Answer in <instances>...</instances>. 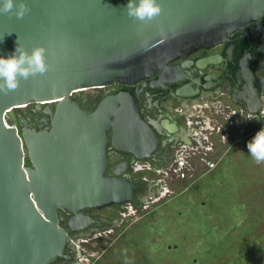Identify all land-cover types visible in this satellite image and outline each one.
I'll return each instance as SVG.
<instances>
[{
  "label": "water",
  "instance_id": "water-1",
  "mask_svg": "<svg viewBox=\"0 0 264 264\" xmlns=\"http://www.w3.org/2000/svg\"><path fill=\"white\" fill-rule=\"evenodd\" d=\"M127 0H26L22 18L0 13V55L16 44L45 48L48 70L0 92V264H48L64 253L67 231L90 222L84 208L133 199L134 184L105 173L109 142L136 152L154 141L132 97L104 98L87 112L72 98L111 83H134L199 47L218 44L264 14V0H158L161 13L141 22ZM44 110L50 127L20 131L13 110ZM111 130L109 137L108 131ZM140 140V142H137ZM29 162V164L27 163Z\"/></svg>",
  "mask_w": 264,
  "mask_h": 264
},
{
  "label": "flooded vegetation",
  "instance_id": "flooded-vegetation-1",
  "mask_svg": "<svg viewBox=\"0 0 264 264\" xmlns=\"http://www.w3.org/2000/svg\"><path fill=\"white\" fill-rule=\"evenodd\" d=\"M120 93L132 97L139 118L154 137L137 143L136 152L118 150L111 142L107 145L105 173L131 181L133 199L84 208L81 214L91 221L74 231L67 225L72 214L59 210V225L67 231L64 253L68 258L48 264H86L92 259L86 247L91 249L111 235L126 237L130 216L142 218L166 202V195L174 198L198 191V182L193 181L219 167V147L245 143L264 126V14L223 42L170 61L166 71L158 68L134 83L79 90L72 98L91 112L104 98ZM47 107L53 110L55 104L15 108L18 129L23 124L36 131L49 128Z\"/></svg>",
  "mask_w": 264,
  "mask_h": 264
},
{
  "label": "rangeland",
  "instance_id": "rangeland-1",
  "mask_svg": "<svg viewBox=\"0 0 264 264\" xmlns=\"http://www.w3.org/2000/svg\"><path fill=\"white\" fill-rule=\"evenodd\" d=\"M218 158L212 175L194 179L198 191L166 195L130 216L126 237L86 247V264H264V163L246 142L219 147Z\"/></svg>",
  "mask_w": 264,
  "mask_h": 264
},
{
  "label": "clouds",
  "instance_id": "clouds-1",
  "mask_svg": "<svg viewBox=\"0 0 264 264\" xmlns=\"http://www.w3.org/2000/svg\"><path fill=\"white\" fill-rule=\"evenodd\" d=\"M124 9L128 16L141 22L161 13L158 0H127ZM27 10L26 0H0V13H12L22 18ZM47 70L45 48L42 45H36L29 51L17 43L10 54L0 55V92L14 90L20 78L27 79ZM246 146L254 162L264 163V126L256 130Z\"/></svg>",
  "mask_w": 264,
  "mask_h": 264
}]
</instances>
